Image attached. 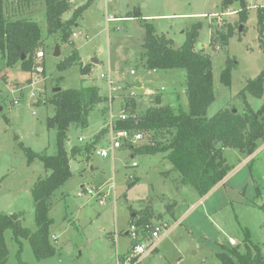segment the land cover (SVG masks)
Wrapping results in <instances>:
<instances>
[{
  "label": "rangeland",
  "instance_id": "obj_1",
  "mask_svg": "<svg viewBox=\"0 0 264 264\" xmlns=\"http://www.w3.org/2000/svg\"><path fill=\"white\" fill-rule=\"evenodd\" d=\"M66 1L69 9L60 16L62 22L86 5L66 40L60 38V30H51L43 0L3 2L8 20L27 18L38 24L41 45L30 70L19 62L7 66L0 55V212L18 213L24 227L36 229L31 188L49 170L37 156L30 159L29 152L56 153L57 129L47 126L55 112L49 101L53 88L97 86L105 98L90 112L86 128L71 125L66 133L68 155L73 146L79 154L70 158L71 175L49 199L54 254L37 260L29 241L21 238L18 244L6 229L7 264H117L132 243L124 234L132 214L136 220L148 216L154 224L173 226L140 264H243L237 254L249 258V264H264V140L257 142L252 156L225 149L230 170L204 195L181 182L164 152L132 155L131 148L121 146L107 157L96 153L110 146V114L141 116L149 107H167L174 113L188 110L185 70L144 65L145 21L157 34L171 38L175 48L195 23H201L197 41L211 58L214 94L207 117L220 109L242 114L245 101L257 111L264 94L245 92L244 100L240 91L264 67V31L259 35L256 24V10L264 0H246L244 21L239 20L238 3L222 8L221 0ZM136 11L139 16L127 17ZM229 26L234 34L223 42ZM73 50L91 66L88 74L80 73L84 65L78 62L57 67ZM38 51L44 53L40 59ZM226 64L231 66L229 85L220 80ZM140 132L143 138L134 146L166 144L171 136L167 131ZM90 143L93 149L86 159L82 148Z\"/></svg>",
  "mask_w": 264,
  "mask_h": 264
},
{
  "label": "trees",
  "instance_id": "obj_2",
  "mask_svg": "<svg viewBox=\"0 0 264 264\" xmlns=\"http://www.w3.org/2000/svg\"><path fill=\"white\" fill-rule=\"evenodd\" d=\"M0 0V55L7 66L20 63L25 70L33 68V54L41 45L38 24L27 18L8 20L4 17L3 2ZM46 7V20L51 30H60V38L67 39L71 24L82 15L86 5L74 10L67 20L60 16L69 9L66 0H43ZM240 6L239 20L244 21L247 14L246 0H221V7L226 8L233 3ZM139 11L135 15L139 16ZM256 24L259 35L264 31V6L256 10ZM144 65L148 69L183 68L186 79V96L188 110L174 113L167 107H149L141 116H130L126 120H116L115 129H130L136 131H162L171 134L166 144L146 143L138 146L130 144L131 154H153L164 152L181 178V182L191 185L200 195L206 194L214 186L222 182L230 167L224 157V150L233 148L239 153L251 156L257 148V142L264 140V102L254 111L245 101V111L242 114L233 113L231 109H220L214 115L207 117V109L214 100L211 58L204 49L197 48L198 29L201 23H195L187 32L186 39L178 48L173 47V40L165 34H157L154 26L145 21ZM234 34L229 26L222 41ZM214 40L211 37V41ZM264 53V40L260 42ZM24 58L22 59V56ZM78 62L76 50L57 64L65 68ZM228 64V61H227ZM222 70L220 80L225 85L230 84L231 66ZM89 64L79 66L81 74H88ZM245 92L255 97L264 94V67L259 74L249 79L240 91L245 100ZM105 98L100 95L97 86L60 89L53 93L50 102L53 104L54 115L47 119L48 127L57 129L55 155L29 152V158L37 156L49 173L39 177L31 188V196L35 207L36 229L30 231L21 224L18 213L0 212V264H7L8 249L4 239V231L11 229L15 241L20 244L21 238L29 241L30 247L37 260L54 254L55 247L51 243L49 227L51 219L48 216L50 196L63 185L71 175L69 160L78 156L79 149L72 147L70 156L66 150L67 130L71 125L86 128L90 112ZM160 101L159 96L155 97ZM42 103V102H39ZM126 146V145H125ZM83 153L89 158L93 144L85 145ZM130 221L145 223L150 221L148 216L138 220L130 217ZM234 253H237L233 250ZM224 260V255H219ZM240 263L249 264V258L237 254ZM228 264V263H227Z\"/></svg>",
  "mask_w": 264,
  "mask_h": 264
},
{
  "label": "built area",
  "instance_id": "obj_3",
  "mask_svg": "<svg viewBox=\"0 0 264 264\" xmlns=\"http://www.w3.org/2000/svg\"><path fill=\"white\" fill-rule=\"evenodd\" d=\"M74 34V33H72ZM44 55L43 51H38L36 56L38 59L42 58ZM132 72V71H131ZM130 114L125 112H121L117 118H114L112 114H110V130L112 135L109 138L110 146L109 147H100L96 150V153L102 157H107L112 154L115 148H119L121 146H129L130 144H134L143 138V134L140 131L130 130V129H115L114 122L116 120H126L130 117ZM135 117V115H132ZM115 119V120H113ZM79 140H82L79 138ZM89 193H93V189L91 187L87 188ZM101 198V197H100ZM173 226L169 227L166 222L154 224L151 221L145 223H136L132 221L129 224L128 236L130 237L132 243L130 248L126 254L122 257H118L117 264H140L142 258L147 254L153 252L157 246L159 241L164 238L169 230ZM53 240H55V236H51ZM231 245L235 244L233 239L229 240ZM122 260V261H119Z\"/></svg>",
  "mask_w": 264,
  "mask_h": 264
},
{
  "label": "water",
  "instance_id": "obj_4",
  "mask_svg": "<svg viewBox=\"0 0 264 264\" xmlns=\"http://www.w3.org/2000/svg\"><path fill=\"white\" fill-rule=\"evenodd\" d=\"M197 47H198V49H201V48H202V45L198 43V44H197ZM59 54H60V52H59V50H58V46H56V47H55V50H54V55H55V56H58ZM23 58H24V55L22 56V59H23ZM91 62H92V63H96V62H97L96 58H92V61H91ZM135 86H140V83H139V82H136V83H135ZM60 89H61V87H54L52 91L55 93V92H57V91H60ZM1 109H2V108L0 107V110H1ZM235 111H236L235 109L232 110L233 113H235ZM124 234L127 235L128 232L125 231Z\"/></svg>",
  "mask_w": 264,
  "mask_h": 264
},
{
  "label": "crops",
  "instance_id": "obj_5",
  "mask_svg": "<svg viewBox=\"0 0 264 264\" xmlns=\"http://www.w3.org/2000/svg\"><path fill=\"white\" fill-rule=\"evenodd\" d=\"M79 61L82 63V61H81V58H80V57H79ZM82 64H83V63H82ZM83 65H84V64H83ZM251 156H252V155H251ZM131 216H133V214H132ZM131 216H130V217H131Z\"/></svg>",
  "mask_w": 264,
  "mask_h": 264
}]
</instances>
